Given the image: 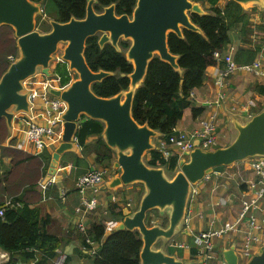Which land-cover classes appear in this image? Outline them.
Listing matches in <instances>:
<instances>
[{
	"label": "water",
	"instance_id": "water-1",
	"mask_svg": "<svg viewBox=\"0 0 264 264\" xmlns=\"http://www.w3.org/2000/svg\"><path fill=\"white\" fill-rule=\"evenodd\" d=\"M95 1L87 0L83 18L71 17L66 22L51 19V29L40 32L35 21L36 15L42 12L40 3L0 0V25L12 27L19 49L18 57L0 76V119L4 118L8 128H11L16 113L29 111L23 81L38 69L45 76H50L53 54L60 43H65L62 60L68 63V69L74 71L77 77L63 88L49 89L51 94L64 101L66 107L61 115V140L51 153L48 176H55L60 155L75 149L72 138L79 125L88 118L102 121L104 128L101 135L106 145L115 151L114 166L120 169V174L114 175L107 187L114 189L135 182L144 186L137 208L131 212L125 209L115 229H136L139 232L142 240L140 264H183L163 248L154 249V245L159 238L171 239L180 229L193 184L207 174L222 172L224 167L233 163L264 156V109L252 115L244 124L235 122L237 135L226 146L213 149L196 146L185 152V159L179 160L178 169L169 178L163 167L147 165L143 157L155 147L153 138L159 132L147 124H139L133 118L131 107L134 92L142 83L154 55L169 62L175 69L179 68L177 55L169 51L168 33L182 37L183 28L201 33L199 26L191 21L189 13L206 12L192 0H136L130 16L116 15L113 3L96 12L93 8ZM234 1L241 5L262 2ZM98 33L100 47L109 42L120 50L119 40H130L125 52L126 59L133 66L128 75L129 87L109 97L96 95L91 86L112 73L91 70L84 57L86 39ZM154 208L158 209L160 215H166L165 226L158 223L147 226V212ZM109 233L106 232V235ZM232 247L224 250L222 255L228 264H239ZM14 259L15 264H33ZM245 264H264V243Z\"/></svg>",
	"mask_w": 264,
	"mask_h": 264
},
{
	"label": "trees",
	"instance_id": "trees-1",
	"mask_svg": "<svg viewBox=\"0 0 264 264\" xmlns=\"http://www.w3.org/2000/svg\"><path fill=\"white\" fill-rule=\"evenodd\" d=\"M31 1L41 2L45 6L49 0ZM51 1L55 3L54 20L56 21L66 22L71 17L83 18L85 16L87 0ZM192 1L208 4L206 9L209 11L205 14L189 13L191 21L199 26L202 32L183 28L182 37L169 32L167 36L169 51L177 55L179 68L175 69L169 62L154 55L148 63L144 79L136 88L132 100L131 114L133 118L139 124H147L150 128L157 130L164 138L172 132L177 121L182 117L183 110L191 106V91L203 83L206 68L217 63L214 52L224 50L230 42L228 32L234 25L240 24L239 32L242 40V37L245 39V36L253 30L248 11L234 0H224L222 7L218 5L219 0ZM112 3L115 5L116 15L127 14L130 16L136 0H96L93 3V8L96 12H101L105 6ZM40 18V16L36 18V27L40 32L49 31L50 24H45ZM12 32L11 26L0 25V76L10 64L7 56L14 52L15 38H12ZM99 36L95 34L86 39L84 57L91 70H106L112 73L91 86L96 95L109 97L121 90H127L129 87L128 75L132 72L133 66L126 59L125 52L130 45V40L120 39L118 42L120 50H116L109 42L100 47ZM261 44L262 40L254 46L238 47L233 59L239 64L252 62L259 52ZM52 72L58 78L61 87L76 78L74 72L68 69V63L63 60L54 64ZM201 111V107H191L193 117H197ZM1 120L3 118L0 119V137H3L5 133L1 128L7 131V127ZM103 128L102 121L91 118L79 125L76 136L80 154L70 152L72 156L69 162L72 167L69 173L71 175L76 177L83 172V166L86 165L85 156L91 152L95 153V164L102 165L104 168L112 165L115 151L106 145L101 135ZM90 136L95 137L92 144L87 142ZM7 153L12 158L9 169L0 174V194L13 195L21 201V206L7 208L4 218H0V247L9 253V259L3 264H15L13 257L17 255L24 262L51 264L57 256L56 250L61 246L62 240L60 237L46 232L44 227L47 218L41 217L39 209L30 207L28 198L20 195L24 192L21 189L26 184L29 185L28 188H32L35 183L34 178L27 181V177L30 175L27 171H30V168L26 170L21 166L24 161L33 158V155L14 148L7 149ZM46 153L45 151L38 157L40 158L38 163L43 164V172L50 160L49 154ZM144 160L149 166H161L164 169L166 167L169 172L171 171L170 177L176 171V156L165 161L159 158L158 152L150 150L148 157H145ZM1 204L2 202H0ZM111 207V217H123L120 207L116 210L114 209L115 205ZM160 216L158 209L149 210L145 219L147 226L155 224L154 220L159 219ZM159 220L160 225L167 224L166 216H162ZM89 234L100 242L96 255L93 256L94 264H140L139 252L142 240L136 229H115L106 235L104 234V221L101 218L99 222L91 224ZM191 252L195 254L196 249H192Z\"/></svg>",
	"mask_w": 264,
	"mask_h": 264
},
{
	"label": "crops",
	"instance_id": "crops-1",
	"mask_svg": "<svg viewBox=\"0 0 264 264\" xmlns=\"http://www.w3.org/2000/svg\"><path fill=\"white\" fill-rule=\"evenodd\" d=\"M223 4H219L218 2V5L221 7ZM257 5L259 6H257V10L253 5L250 6V8L241 5L249 13V21L252 24L253 30L245 36V39L242 37L241 40L239 32L240 24L237 23L234 25L228 32L230 42L224 50L227 51L232 47V55L234 57L235 51L238 47L254 46L262 40L261 48L254 60L259 59L264 67V0H262L261 3H257ZM202 6L203 10H206L208 4ZM255 26L260 27L256 28ZM220 67L221 63H215L214 65H210L206 68L203 83L191 91V106L183 110L182 117L175 125L176 129H191L198 124V119L206 117L211 112H216L218 143L215 148L226 146L236 137L237 129L235 128V122L244 124L252 115L259 112L258 109H264V76H257L244 70H237L228 79H226L223 88H218L214 84V78ZM23 84L28 90L38 89L40 87V82L33 81V78L31 77ZM51 88L58 89L56 81H51L49 89ZM221 91L226 95L224 100L219 97V93ZM191 107H201L202 111L197 117H193ZM31 115L34 116V119L37 121H42L44 119L43 105L38 99L34 102L33 108L29 110L28 113H16L12 120L11 128H8L6 124L7 139L0 143V146L5 148L4 151L9 148H14L30 153L29 148L25 151L17 148L16 146L18 139L23 135L27 128L29 116ZM232 135V140H230ZM60 138L61 131L60 128H58L55 134L47 142L45 151L47 152L46 154H49V159H51L52 151L60 142ZM162 138L161 133H159L158 136L153 138V141L156 143L154 139L160 140ZM94 140L95 137L90 136L88 137L87 142L88 144H92ZM66 152L80 154V148L76 145L73 151ZM64 153L61 154L59 158L60 167L71 164L70 162H66L64 160ZM172 153L175 154L176 150L173 149ZM6 154L8 153L6 152ZM94 156V152L86 154V165L83 166V172L88 170L90 167L97 165L94 163ZM11 158V156L2 157V161L5 159V162L7 163L3 164L6 165V170L10 167ZM180 159H182V157L177 159L176 170L178 169V162ZM183 159H185V157ZM38 160L40 161V158L33 155V158L24 161L21 164V166H23L26 170L27 168H30V171H27L30 173L27 177V181L34 178L35 183L32 188H28L29 185L26 184L24 188L27 189L22 188L21 191L24 192L20 195H24L26 199L28 198L30 207H36L39 209L41 217L47 218V223L44 227L46 232L61 238L62 244L59 247V250L63 251L67 255L65 264H94L93 257L87 254L81 246L83 242V235L75 228V206L78 204V193L75 190V179L78 175L76 177L71 175L69 173L71 168L68 167L61 170L57 169V172L55 173V182L49 185L47 198L43 199L42 196H39L40 192L37 187V181L40 177H49L48 168L50 160L44 172L43 164H39ZM232 167L234 168V171L228 175H224V173H226L225 170L220 173H210L207 177L193 184L197 193L187 202L186 205V211L190 216L188 224L182 223L180 229L174 233L171 239L159 238L153 247L154 249L163 248L167 254L174 255L175 258L181 260L183 264H199L205 260V257L200 253V247L193 242L194 237L202 231L216 229L225 222L234 220L238 216L242 207L243 198L241 193L247 190V182L254 178V173L248 166V159L233 163ZM114 172H116V170H114ZM107 184L108 180L105 181L104 189L101 194L103 205L109 203L110 207L115 205V210L120 207L122 215L124 214L123 211L125 209L130 212L135 210L137 205L135 208L133 207L131 198L125 197L124 201H122V197L118 193L122 186L110 189L107 187ZM204 187L207 188L205 190L206 192L203 193L202 190ZM111 194H115L117 196V200L115 202H110ZM141 196L142 195H140V197ZM6 197L9 196L0 194V202H3ZM126 199L131 202L130 208L125 206ZM259 207V209L254 210V214L258 217H264V202L260 201ZM160 213L163 212L160 211ZM94 215L95 214H88L85 219L89 228L92 223L100 221V219L95 220ZM161 216L165 217L166 215ZM115 218L119 220L123 217ZM159 219H155L154 222L158 223L160 221ZM179 234L184 237L189 236L190 239H184L181 241L175 239V237ZM245 235V227L240 226L235 231L226 232L219 237H212L210 241L213 244V249L209 252V258L207 261H218L224 259L222 252L232 246L237 255L242 248ZM257 236L264 238V226H262V229L259 233H257ZM213 238L218 239V241L215 243ZM95 244L100 246V242L96 239ZM218 245L220 246V250L217 253ZM167 247L181 249L182 256H178L176 251L169 253ZM192 249H196L195 254H192ZM17 256L13 257V261L15 263L16 261L14 258L21 260V258ZM0 257H2L1 261L3 262H6L9 259V253L1 247ZM24 263L33 262L29 261Z\"/></svg>",
	"mask_w": 264,
	"mask_h": 264
},
{
	"label": "built area",
	"instance_id": "built-area-1",
	"mask_svg": "<svg viewBox=\"0 0 264 264\" xmlns=\"http://www.w3.org/2000/svg\"><path fill=\"white\" fill-rule=\"evenodd\" d=\"M214 57L217 63H221V67L214 78V84L218 88H223L226 79L237 70H244L257 76H264V67L259 59H255L250 63L239 64L233 59L232 47L227 51L216 50ZM8 59L13 61L14 57L9 55ZM30 77L33 78V81H39L40 87L38 89L28 90L23 84V88L27 92L29 110L33 108L34 102L38 99L43 105L44 119L37 121L34 119V116H29L27 128L18 139L16 147L25 151L29 148V152L32 155L40 157L45 152L47 142L55 134L56 130L60 128V131H62L61 115L65 110L66 104L62 99L51 94L49 91L51 81L57 82L58 89L63 88L59 85V80L53 73L47 77L38 69ZM219 97L224 100L226 95L221 91ZM216 122L217 114L216 112H211L206 117L198 119V125L191 129H176L174 126L172 132L167 137H163L154 143L155 147L153 150L158 152L159 158L168 161L173 156H176L177 159L180 157L184 158V153L194 149L196 146L202 149H213L218 143ZM72 141L75 146L77 145L79 147L76 134L73 135ZM173 149L176 150L175 154L172 153ZM247 159L248 166L254 173V178L247 182V190L241 193L243 201L238 216L232 221L225 222L216 229L200 232L193 239V242L200 247L201 255L205 257V260L199 264H228L225 259L207 261L209 252L213 249V244L210 240L212 237H219L226 232L235 231L240 226L245 227L246 235L242 248L237 254L238 262L240 258L248 261L264 243V238L257 236V233L264 226V217H258L254 214V210L260 208L259 202H264V156L249 157ZM66 167L71 168L72 165L59 166L58 170ZM106 170L103 167L97 168L93 166L80 173L75 179V189L78 193V204L75 206V228L83 235L82 248L92 257L96 255L99 245L95 244V239L89 234V227L85 220L87 215L97 214L100 210V213L103 215L104 234L115 230V226L119 222L116 218L111 217L112 209L110 203L103 205L101 200V194L106 181ZM53 182H55V176L53 175L47 178L40 177L37 181V187L43 199L47 198L48 187ZM196 193L197 190L192 185L188 201ZM116 200L117 196L111 194L110 202H115ZM18 206H21L19 199L14 196L6 197L0 205V218H4V213L7 208H15ZM125 206L130 208L131 202L126 200ZM189 220L190 216L186 211L183 223L188 224ZM56 251L57 256L52 260L51 264H65L66 253L60 251L59 248ZM1 259L2 257H0V264H3L4 262Z\"/></svg>",
	"mask_w": 264,
	"mask_h": 264
},
{
	"label": "rangeland",
	"instance_id": "rangeland-1",
	"mask_svg": "<svg viewBox=\"0 0 264 264\" xmlns=\"http://www.w3.org/2000/svg\"><path fill=\"white\" fill-rule=\"evenodd\" d=\"M34 2V1H33ZM34 3H40V6H41V8H42V12H40V14H38V15H36V18H37V16L39 17H41L40 19H42V21H44V23L45 24H49V21L51 20V19H54L55 18V15H56V9H55V3L53 2V1H51V0H49L48 1V3L45 5V6H43V4L41 3V2H34ZM197 3H199L200 4V6H201V8L203 9V6L202 5H206V4H202V3H200V2H197ZM224 3V0H219V4H223ZM254 6V8L257 10V3H254V2H251V3H248V4H245V5H242V6H245V7H249L250 8V6ZM259 7V6H258ZM205 10V9H204ZM208 12L209 10L208 9H206L205 10V12ZM36 21V20H35ZM37 30L38 31H40L39 29H38V27H37ZM11 35H12V38H15V47H14V52H12L11 54H9V55H12L13 57H14V60L18 57V55H19V49H18V47H17V43H16V37H15V35H14V30H13V32L11 33ZM98 35H100L99 33H98ZM64 47H65V43H60L59 45H58V48H57V50H56V52L53 54V58H52V60L50 61V66H51V71L53 70V67H54V64L57 62V61H61L62 60V55H63V49H64ZM8 55V56H9ZM8 56H7V59H8ZM8 61H10L9 59H8ZM10 63H11V61H10ZM74 72V71H73ZM74 74L76 75V77H77V74L74 72ZM1 122H6L5 121V119L3 118V120H1ZM6 124V123H5ZM198 125V124H197ZM196 125V126H197ZM1 130L2 131H4V133H5V136H3V137H0V138H2L1 139V141H5L6 139H7V131L4 129V128H1ZM232 137H233V135L231 136V138H230V140H232ZM156 142L157 141H159L158 139H154ZM0 141V142H1ZM226 143V142H225ZM215 148V147H214ZM4 147L3 146H0V174H3L4 172H5V170H6V165H3V164H7L6 162H5V159H3V161H2V157L3 156H10L9 154H6V152H7V150H5L4 151ZM67 153H69V154H67ZM64 155H65V158H64V160L66 161V162H69L70 161V157L72 156L71 155V153L70 152H65L64 153ZM145 157L147 158L148 157V152H146L145 153V156L143 157V159H145ZM67 159H69V160H67ZM116 161V154L114 153V159L112 160V165L110 166V167H107L106 169V174H105V180L107 181H110L111 179H112V177L114 176V175H119L120 174V169L119 168H117V167H114L113 166V164H114V162ZM145 161V160H144ZM232 165L233 164H231V165H229V166H226V167H224V170H225V172L226 173H224V175H228L229 173H231V172H233L234 171V168L232 167ZM59 166H60V163H59ZM95 167H97V168H102L103 166L102 165H99V164H97V165H94ZM104 168V167H103ZM114 170H116V172H114ZM164 171H165V174H166V176L169 178L170 177V172H169V170L165 167V169H164ZM214 176H216V175H214ZM213 176V177H214ZM223 177V176H222ZM221 177V178H222ZM144 189V186H143V184L142 183H140V182H135V183H131V184H128V185H123L122 187H121V189H119V191H118V193L120 194V196L122 197V201H124V198L126 197V198H131V201H132V203H133V207L135 208L136 207V205H137V203H139L138 202V200H139V196H140V193L142 192V190ZM206 188L207 187H204L203 188V190H202V192L204 193V192H206L205 190H206ZM10 196H13V195H10ZM127 200V199H126ZM166 212V211H165ZM160 217H162V216H160ZM101 218H103V215L100 213V210L97 212V214H95L94 215V219L95 220H98V219H101ZM119 218V217H118ZM121 219H119L118 221H120ZM182 226V225H181ZM175 239H177V240H179V241H181V240H188V239H190L189 238V236H186V237H184V236H182L181 234H179V235H177L176 237H175ZM213 241L216 243L217 241H218V239H216V238H213ZM168 248V252L169 253H172V252H174V251H176V254L178 255V256H182V252H181V249H179V248H176V249H174V248H170V247H167ZM220 250V246L218 245L217 246V253H218V251ZM247 261L246 260H244V259H242V258H240L239 259V263L240 264H245Z\"/></svg>",
	"mask_w": 264,
	"mask_h": 264
},
{
	"label": "clouds",
	"instance_id": "clouds-1",
	"mask_svg": "<svg viewBox=\"0 0 264 264\" xmlns=\"http://www.w3.org/2000/svg\"><path fill=\"white\" fill-rule=\"evenodd\" d=\"M12 62V61H11ZM53 73V72H52Z\"/></svg>",
	"mask_w": 264,
	"mask_h": 264
},
{
	"label": "flooded vegetation",
	"instance_id": "flooded-vegetation-1",
	"mask_svg": "<svg viewBox=\"0 0 264 264\" xmlns=\"http://www.w3.org/2000/svg\"><path fill=\"white\" fill-rule=\"evenodd\" d=\"M241 5V4H240Z\"/></svg>",
	"mask_w": 264,
	"mask_h": 264
}]
</instances>
